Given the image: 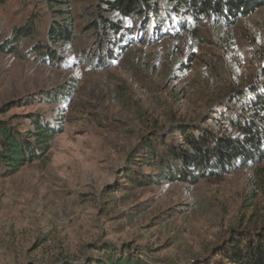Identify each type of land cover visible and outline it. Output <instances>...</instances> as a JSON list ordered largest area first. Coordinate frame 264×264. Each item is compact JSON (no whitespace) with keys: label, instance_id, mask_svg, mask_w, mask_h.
<instances>
[{"label":"rangeland","instance_id":"1","mask_svg":"<svg viewBox=\"0 0 264 264\" xmlns=\"http://www.w3.org/2000/svg\"><path fill=\"white\" fill-rule=\"evenodd\" d=\"M106 5L72 0L74 39L57 48L65 61L0 51V108L16 105L2 117L39 114L64 125L47 159L0 178V264L83 262L106 245L149 264H199L216 260L234 230L264 225V161L196 185L142 184L158 174L143 162L147 142L208 127L225 111L242 115L237 99L264 85V6L232 26L203 18L164 36L148 28L147 44L126 39L124 49L103 50L110 59L100 65L99 14L121 19ZM33 15L39 37L24 53L47 39L48 0H6L2 40ZM62 91L70 95L64 102L45 100ZM212 128L241 136L222 121Z\"/></svg>","mask_w":264,"mask_h":264},{"label":"trees","instance_id":"2","mask_svg":"<svg viewBox=\"0 0 264 264\" xmlns=\"http://www.w3.org/2000/svg\"><path fill=\"white\" fill-rule=\"evenodd\" d=\"M104 1L107 4L103 7L105 11L116 12L121 19L114 20L99 14L100 20L95 26L103 41L95 58L100 65L105 62L107 65L106 60L110 59L109 51L113 46L126 48L121 43L126 39L130 45L147 44L144 32L148 28H153L154 35L159 33L164 36L172 29L180 31L189 28L186 21H201L203 18L232 26L264 6V0H167L162 5L156 0ZM5 3L6 0H0V7ZM48 4L52 19L46 41L34 43L26 53L22 51L26 41L39 37L36 25L38 16L33 15L24 25L15 27L6 39L2 40L0 29V51L12 53L21 59L34 53L45 65L65 61L57 48L74 39L76 16L71 7L72 0H48ZM127 18L135 20V24L124 26L122 21ZM105 35H108L106 39ZM103 50L109 54L102 53ZM260 55L264 58V45L260 48ZM69 96L62 91L59 94H46L45 100L57 104ZM237 100L242 103V115L225 111L221 119H214L213 125L208 127H181L177 139L158 136L147 142L143 146V162L157 169L158 174L142 184L183 182L196 185L201 180L223 177L233 170L262 163L264 85L249 89V93ZM13 108H16L14 103L0 108V178L13 176L22 168L47 159L55 137L64 131L62 123H52L39 114L12 116L9 119L2 117ZM230 108L233 107L230 105ZM220 120L224 124H232L241 136L232 137L216 132L212 127L219 125ZM127 178H131L130 175ZM231 236L230 241L215 248V258L219 256L216 260L199 264H264V225L254 232L234 230ZM126 248L117 251L111 245H106L103 250L99 248L100 255L87 257L83 262H72L65 258L57 259L54 264H149L137 253H127Z\"/></svg>","mask_w":264,"mask_h":264}]
</instances>
